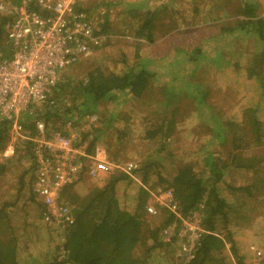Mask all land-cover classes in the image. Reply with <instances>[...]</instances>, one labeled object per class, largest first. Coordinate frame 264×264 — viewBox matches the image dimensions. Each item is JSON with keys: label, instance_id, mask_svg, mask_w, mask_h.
<instances>
[{"label": "rangeland", "instance_id": "obj_1", "mask_svg": "<svg viewBox=\"0 0 264 264\" xmlns=\"http://www.w3.org/2000/svg\"><path fill=\"white\" fill-rule=\"evenodd\" d=\"M254 1L259 3L258 13L264 17V0ZM237 2L238 0H77L79 7L89 10L90 21L97 31L101 30L106 20L109 30L102 35L103 46L100 49L85 55L75 65L62 71L60 78L65 77L63 83L76 82L94 68H100L106 73H122L126 70L124 61L132 65L141 60L151 68L155 75L143 96L137 98L119 93L115 99L103 102L98 107L96 114L103 119L100 120L101 124L111 122L112 125L109 130L100 134L94 131L96 128H103L100 122L91 128L88 124L83 132L89 130L93 133L76 151L85 152L86 146L98 137L89 157L93 158L98 154L102 160L117 164L122 169L127 164L134 165L135 169L150 164V181L151 185L156 184L152 185L155 189L161 185L160 178L155 176L157 173L166 179L162 184L165 186L184 163H192L195 169L202 170L206 147L211 141L214 142V135L218 133L214 123L222 121L224 124H232L230 120L237 121L233 127L224 126L225 136L221 132L220 143L213 146L210 153L217 160L219 168L226 166L221 183L229 189L222 194L231 202L228 227L245 232L239 233V245L242 248H248L249 243V246L252 245L248 258L250 264L254 261L255 250H261L264 256V122L259 144L248 133L249 127L239 122L245 120L254 96L251 95L253 87L248 85V70L256 67L264 82V48L254 36H227L224 33L225 29L235 26L236 21L242 19L236 14ZM164 4L168 6L167 11L161 15L163 21L174 19L170 30L168 31V26L161 27V21H157L158 30L155 32L154 42L137 40L133 30L140 18H134L133 9L144 15L148 9L164 7ZM1 17L0 14V21ZM219 34L222 37L218 38ZM204 40L207 41L203 44ZM137 43L140 45L137 46ZM194 47H202L204 57L200 62L189 60ZM159 60L168 69L156 74L155 62ZM232 65L236 66L232 68ZM194 69L196 71L192 73ZM168 84L175 87L169 96L164 93ZM199 88L205 92L201 101L196 103L193 97L195 94L200 96ZM64 100L67 104L70 103L67 98ZM206 105L211 106V109ZM214 114L218 121L214 122L212 119ZM260 115L263 117L264 112ZM156 129L162 131L154 139H142L147 132H155ZM80 139L81 134L78 136V140ZM28 142L31 141H14L9 136L6 147L0 151V165H7L0 175V210L6 208L16 215L14 217L17 219L10 226L15 227L17 241L29 244L30 253L42 255L43 258L49 257V252L55 255L56 247L64 241V232L54 230L56 225L46 218L38 217V203L30 200L34 180L28 175L23 181L24 185L21 184L20 177L32 164L26 159H20L25 154ZM235 146L240 149H235ZM233 154L236 155L235 160L232 159ZM75 156L78 160L81 154L77 153ZM84 164H89V161L85 159ZM208 174L205 181L212 176L211 173ZM107 176L109 175L92 179L85 173L86 180L76 190L85 196L94 187L101 188ZM145 187L151 191L149 185ZM64 200L62 199L63 202ZM164 217L161 216L157 223L162 222ZM221 222L222 220L217 226ZM5 237L12 238L11 230H0V238ZM227 247L229 248V244ZM136 254L141 256V249L138 248ZM176 254V250L174 252L170 248L163 250L158 255V261L160 264H181L177 261ZM227 254L231 253L223 251L221 254H214L207 264H232L231 257Z\"/></svg>", "mask_w": 264, "mask_h": 264}, {"label": "trees", "instance_id": "obj_2", "mask_svg": "<svg viewBox=\"0 0 264 264\" xmlns=\"http://www.w3.org/2000/svg\"><path fill=\"white\" fill-rule=\"evenodd\" d=\"M16 1L14 0V2ZM36 1L34 0V7ZM6 2L13 3L9 0ZM163 6L148 9L144 15H140L137 9H133L134 18H140V22L133 30V35L137 40H145L148 43L154 42L155 32L158 30L157 21H161V27L168 26V31L170 30V25L174 24V19H170L168 22L163 21L161 15L167 11L168 5L164 4ZM237 6L238 11L236 14L242 19L237 20L235 26L225 29L224 33L227 36L240 34L246 37L254 36L258 44L264 48V17H261L258 13L259 3L254 0H238ZM37 10L40 11L41 7ZM76 10L84 15L86 20L90 21L89 10L79 7V4L76 6ZM12 20L9 15H4L0 21V52L4 53V56L10 54L7 41L4 39L5 26L11 23ZM107 21L103 23L100 31H96V34L102 36L108 32ZM220 34H222V31ZM220 34L217 35L218 38H220ZM206 41L204 40L203 44ZM139 45L137 43V46ZM191 55L189 58L191 62H200L204 57L202 47H194ZM136 56L139 57V55ZM123 64L126 65V70L122 73L114 71L106 73L100 68H94L88 70L86 76L76 82L63 83L65 77H62L53 95L57 100L64 96L68 99L70 105L62 106L60 111L44 108L46 113L40 115L39 118L45 120L47 125L56 123L58 119L61 120L62 118L81 120L82 117L99 111L98 107L103 102L115 99L119 93L137 98L143 96L155 74L141 60L135 61L132 65L125 61ZM155 65L156 74L163 73V70L167 71L168 69L161 64V60L155 62ZM234 66L236 65L230 67L233 68ZM195 71L196 69L192 73ZM260 74L256 67L247 72V77L250 80L248 85L253 87L254 91L251 95L254 96L250 101L251 108L249 107L247 114H245V120L238 121L240 124L249 127L248 133L252 134L256 144L261 142L260 133L264 122V116L261 117L260 115L264 112V82ZM174 88L172 85H166L164 88L165 95L169 96ZM198 90L200 96L193 93V100L196 103L201 101L205 92L201 88ZM177 93L178 91H176ZM65 98L62 102L65 101ZM183 98L184 96H182ZM207 107L211 109V106ZM212 119H214V122L219 120L215 114ZM100 120L101 118L98 123L101 124L103 119ZM20 122L25 129H30L35 133L33 116L23 113ZM230 122L232 124H224L222 121L218 124L214 123L218 133L214 135V142L211 141L206 147L205 164L202 170L195 169L192 163H184L178 169L176 175L165 183V186L162 184L166 179L161 178L159 173L155 176L160 178L161 187L155 189L153 186L156 184L152 183L153 186L151 185L149 168L151 165L148 164L130 172L122 171L110 174L103 181L101 188L94 187L87 195L83 196L76 190L86 180V178L84 179L86 172H82L77 179L65 186L61 192V199H65L64 202L70 209L73 222L54 228L58 232H64V241L56 247L55 255H51V252H49V257L41 258L42 255L37 254L35 256L30 253L29 244L18 242L14 235L15 227L10 226L12 221L17 219L14 217L16 215L8 212L6 208L1 209L0 230H3V232L4 230H11L12 238H0V264H160L158 255L169 248L174 252L176 250L177 253L179 242L177 236L170 242H164L161 233L171 223H180L181 221L176 215L164 212L162 209L158 215L150 216L147 213L150 193L145 189V185H149L151 190L155 189L154 191L157 189H172L179 212L184 217L192 215L195 211L202 214V225L208 234L198 245L195 257L189 264H207L210 257L214 254H221L223 251L231 253L227 255L231 257L232 264H249L248 258L251 255L252 245L247 244L248 248H242L239 245V233L245 232L228 227V210L231 202L222 194L228 192L229 189L223 182L221 183L226 166L219 168L217 160L210 153L212 147L220 143L222 139L221 132L225 136L224 126L231 125L233 127L237 121L230 120ZM12 124L11 120H0V151L7 145ZM101 125L103 128H96L94 131L100 134L106 132L110 129L112 123H102ZM164 125L163 123L162 126ZM156 130L155 132H147L142 139H154L157 133L162 131V129ZM92 133L91 131L81 133V139L77 140L75 147L79 148ZM97 141L98 137H95L86 146L85 151L88 156L93 151L94 144ZM28 144L30 146L25 147V154L21 155L20 159H26L32 164L30 163L31 166L26 168V172L20 177L22 185H24L23 181L26 176L29 175L30 179L34 180L38 174L37 159L32 148L34 145L31 142H28ZM235 149L240 148L235 146ZM235 156L232 155L233 160H235ZM85 159L90 163L91 158L86 157ZM6 167V164L0 165V175L6 170ZM208 173H211L212 178L210 177L211 179L205 181V176L209 175ZM31 193L30 200L38 203L40 208L38 217L44 219L47 209L33 189ZM27 215L30 216V214ZM161 216L165 217L162 222L157 223ZM221 220V224L217 226V223ZM227 244H229V248ZM138 248L141 249V256L136 254ZM247 251L248 253H246ZM24 252L26 255H24ZM241 252L244 253L241 254Z\"/></svg>", "mask_w": 264, "mask_h": 264}, {"label": "built area", "instance_id": "obj_3", "mask_svg": "<svg viewBox=\"0 0 264 264\" xmlns=\"http://www.w3.org/2000/svg\"><path fill=\"white\" fill-rule=\"evenodd\" d=\"M11 2H0V14L13 19L5 26L4 33L10 54L4 56L0 52V120L12 121L11 139H27L33 143L38 174L32 189L47 209L46 220L62 227L71 224L73 219L61 199V192L82 172L92 179H100L115 172H130L135 167L127 164L122 169L102 160L98 154L91 158L86 151H76L78 136L88 124L89 128L98 124L100 118L96 113L81 120L58 119L49 125L39 118L46 113L44 108L60 111L62 106L70 105L53 95L62 71L103 46V37L96 34L91 21L76 10L77 0H37L35 7L34 0ZM40 7L41 10H37ZM23 113L33 116L35 133L21 124ZM77 153L81 154L78 160ZM86 157L91 158L89 165L84 164ZM145 189L150 193L147 205L150 216L158 215L162 209L180 219V223L168 225L161 236L164 242L177 236V261L191 263L198 245L208 234L202 225V214L195 211L184 217L172 189L151 190L153 192ZM254 257L250 264H264L261 250H255Z\"/></svg>", "mask_w": 264, "mask_h": 264}, {"label": "clouds", "instance_id": "obj_4", "mask_svg": "<svg viewBox=\"0 0 264 264\" xmlns=\"http://www.w3.org/2000/svg\"><path fill=\"white\" fill-rule=\"evenodd\" d=\"M58 85V84H57ZM57 87V86H56ZM59 101H60V99H59Z\"/></svg>", "mask_w": 264, "mask_h": 264}]
</instances>
